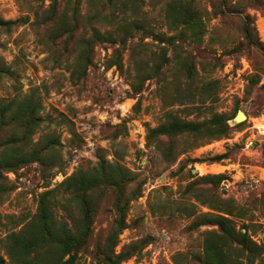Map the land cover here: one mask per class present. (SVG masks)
Segmentation results:
<instances>
[{"label":"rangeland","instance_id":"374dc122","mask_svg":"<svg viewBox=\"0 0 264 264\" xmlns=\"http://www.w3.org/2000/svg\"><path fill=\"white\" fill-rule=\"evenodd\" d=\"M170 1L137 0L135 5L134 0L133 10L131 0L125 1V8L114 6V22L106 25L105 33L117 43L96 45L86 78L73 84L71 64H56L38 32L49 0L43 4L0 0V17L21 21L10 30L0 27V66L17 73L15 79L5 76L0 81V99L21 96L32 87L42 103V122L32 137L19 143L24 153L42 149L39 159L10 171L1 169V181L9 188L0 196L1 254L4 237L34 217L39 193L79 169L91 170L100 158L126 168L135 175L132 187L140 188L139 197L130 202L127 226L116 249L142 239L148 243L140 255L122 264H202L195 257L201 255L203 232L210 226L192 229L190 225L202 213L215 212L202 204L210 195L229 198L242 208L252 238L261 242L264 56L243 43L241 30L250 20L258 40L264 42V0H190L204 24L196 37L181 26L172 29L165 15ZM37 12L40 19L35 18ZM161 35L179 40L174 45L169 40L159 43L156 37ZM124 36L125 47L119 48L122 68L109 66L113 49ZM164 54L167 62L156 73L154 67ZM145 76L150 78L142 82ZM237 109L247 115L241 123L233 121ZM213 113L228 117L229 135L189 149L172 162L146 143L148 127L175 118L201 121ZM177 140L184 148L197 143ZM225 152L228 155L220 162L208 161ZM195 158L202 161L190 162ZM214 174L223 175L217 185L200 179ZM112 203L113 195L107 191L80 264H95L91 251L105 240L114 217ZM62 213L56 212L58 217ZM260 259L255 264H264V255Z\"/></svg>","mask_w":264,"mask_h":264},{"label":"trees","instance_id":"16d2710c","mask_svg":"<svg viewBox=\"0 0 264 264\" xmlns=\"http://www.w3.org/2000/svg\"><path fill=\"white\" fill-rule=\"evenodd\" d=\"M38 1L42 4L45 2ZM125 1L49 0L47 9L43 10V18L39 20L38 32H42L46 43L41 42L45 44L56 64H71L70 80L73 84L86 78L96 45L105 42L113 45L117 43L114 36L105 33L106 25L114 22L111 9L117 4L125 8ZM133 3L134 0H131L132 10L137 0L135 5ZM82 4L85 12L82 10ZM121 12L126 13L125 10ZM165 15L173 25L172 29L181 26L184 30H191L190 33L194 37L198 35L199 27L204 26L190 0H171L167 4ZM35 18L40 19L38 12ZM20 23L18 19L5 20L0 17V27L5 30H10ZM250 24V20L243 23V43L264 56V42L258 40ZM156 38L159 43L169 40L172 45L179 40L175 35H161ZM126 40V36L119 39L120 45L113 49L109 66L122 68L119 48L125 47ZM70 56H73L71 61ZM165 62L167 57L164 54L163 60L154 67V71L158 73ZM186 65L188 68L192 67L189 62H186ZM16 74L10 67L0 66V81L5 76L15 79ZM147 78L150 76H145L142 82ZM41 110V97L32 87L21 96H14L6 101L0 99V196L9 190L1 181L3 171H10L39 159L42 149L24 153L19 143L21 139L24 143L34 134L42 122ZM238 125L240 124L234 126ZM7 131L10 132L8 135ZM230 131L228 117L221 113H213L201 121L175 118L155 127H148L146 143L153 144L164 160L172 162L177 155L189 149L227 137ZM164 137L166 142L161 143ZM177 139H192L197 143L192 147H178ZM54 141L59 144L58 139ZM227 155V152L215 154L208 161L220 162ZM196 161L202 160L195 158L190 162ZM200 179L217 185L223 175H205ZM134 180L135 175L120 164H110L100 158L91 170L79 169L54 187L42 191L37 196L34 217L2 240L3 252L8 261L0 253V264H80V254L88 243L95 217L107 191H111L113 195L114 217L102 245L98 244L91 251L93 262L122 264L133 256L140 255L148 243L147 240L135 241L120 250L116 249L119 235L127 226L126 216L130 202L140 195V188L132 187ZM189 188L191 183L186 186V190ZM202 204L213 208L215 212L202 213L190 225L192 229L210 226L203 232L201 255L196 256V259L202 264H255L257 259H262L264 237L260 243L252 238L250 225L244 222L247 215L242 208L236 206L229 198L220 199L214 195L207 196ZM57 211L63 212L61 217H58Z\"/></svg>","mask_w":264,"mask_h":264},{"label":"water","instance_id":"95a60500","mask_svg":"<svg viewBox=\"0 0 264 264\" xmlns=\"http://www.w3.org/2000/svg\"><path fill=\"white\" fill-rule=\"evenodd\" d=\"M246 118H247L246 113L243 110L238 109L235 116L233 117V121L234 123H241L244 120H246Z\"/></svg>","mask_w":264,"mask_h":264},{"label":"built area","instance_id":"2783aa9c","mask_svg":"<svg viewBox=\"0 0 264 264\" xmlns=\"http://www.w3.org/2000/svg\"><path fill=\"white\" fill-rule=\"evenodd\" d=\"M141 139H142V140L144 139L143 135L141 136Z\"/></svg>","mask_w":264,"mask_h":264}]
</instances>
